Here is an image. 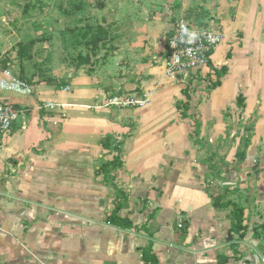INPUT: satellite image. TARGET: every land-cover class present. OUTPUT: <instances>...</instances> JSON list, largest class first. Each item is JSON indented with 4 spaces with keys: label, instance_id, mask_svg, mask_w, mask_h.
I'll return each instance as SVG.
<instances>
[{
    "label": "crops",
    "instance_id": "0c3cea01",
    "mask_svg": "<svg viewBox=\"0 0 264 264\" xmlns=\"http://www.w3.org/2000/svg\"><path fill=\"white\" fill-rule=\"evenodd\" d=\"M205 5L226 39L208 69L182 78L165 72L159 35L171 25L157 28L144 58L120 49L112 67L93 56L74 64L53 29L17 22L23 48L0 69L34 92L0 89L22 112L0 142V264H264V0ZM46 42L63 52L49 59ZM113 93L149 104L105 107ZM230 142L223 166L239 161L238 182L225 186L205 146ZM228 203L243 210L245 230L231 232ZM116 207L127 228L111 219Z\"/></svg>",
    "mask_w": 264,
    "mask_h": 264
},
{
    "label": "rangeland",
    "instance_id": "374dc122",
    "mask_svg": "<svg viewBox=\"0 0 264 264\" xmlns=\"http://www.w3.org/2000/svg\"><path fill=\"white\" fill-rule=\"evenodd\" d=\"M211 1L6 0L3 2L5 5L0 7V16L3 17V14L8 16L6 22L0 18V64L3 66L5 64V53L16 52L17 49L23 48L20 45L23 41L19 34L24 31L20 27L17 28L16 24L25 17L34 19V25L41 31H47V27L58 33L57 38L61 42L65 55L72 59L74 64L85 60L90 61V57L93 56L97 58V62L106 60V64L112 63L114 67L111 58L120 49L126 50V59H129L131 55L144 58L142 50H147L153 43V34L157 33V28L162 24L172 26L178 19L189 17L193 21H204L217 29L215 19L211 17L212 13L205 5ZM168 32L159 35L161 38L165 36L164 47ZM46 35L35 42L48 41L47 38L52 40L54 37L51 33ZM46 44L48 42L41 43L39 49L44 55L49 54V59L53 57L54 52H63L59 46L54 51L52 46L47 49ZM221 78L217 74L214 81ZM209 87L211 86L207 88ZM186 109L187 107L182 110Z\"/></svg>",
    "mask_w": 264,
    "mask_h": 264
},
{
    "label": "built area",
    "instance_id": "2783aa9c",
    "mask_svg": "<svg viewBox=\"0 0 264 264\" xmlns=\"http://www.w3.org/2000/svg\"><path fill=\"white\" fill-rule=\"evenodd\" d=\"M225 39V34L211 25L199 26L193 20L178 19L172 24L166 41L163 57L166 75L182 78L208 69L214 53ZM0 73L2 91L14 92L22 96L33 94V87L11 69H0ZM148 104L149 97L146 94L115 93L107 98L105 107L128 110L140 109ZM56 107L57 105L53 103H46L43 109L53 110ZM21 115L22 112L14 105L6 104L0 99V142L15 129ZM54 124L58 125V122ZM179 227L182 228L183 225Z\"/></svg>",
    "mask_w": 264,
    "mask_h": 264
},
{
    "label": "trees",
    "instance_id": "16d2710c",
    "mask_svg": "<svg viewBox=\"0 0 264 264\" xmlns=\"http://www.w3.org/2000/svg\"><path fill=\"white\" fill-rule=\"evenodd\" d=\"M186 19H189L186 18ZM191 20V19H189ZM196 22L199 26H206L207 24L204 22V21H194ZM228 57H230V55H228ZM5 64H7V62H5ZM5 64H4V67H5ZM228 73V69L226 66L222 67L219 72H216V75L218 74L219 78H221L222 76L226 75ZM220 80L218 79L216 82L212 83L211 87L212 88H216L217 86L220 85ZM239 106L242 107L243 106V99L242 97L239 98ZM188 111L189 110H182V116L183 118H188L189 115H188ZM195 127H198L199 124L198 122L195 120ZM107 172V171H106ZM217 206H220V204H217ZM227 206H233V209H234V213H233V217H232V221H233V228L231 230V232H234V231H243L245 230V228L243 227V210L235 205V204H232V203H228ZM120 210V207H116L115 211L113 212V215H112V220L114 219L116 222L117 225H121L123 228H127L129 226V224L125 223L124 220H120L119 218H117V214ZM150 264H153V263H150Z\"/></svg>",
    "mask_w": 264,
    "mask_h": 264
},
{
    "label": "water",
    "instance_id": "95a60500",
    "mask_svg": "<svg viewBox=\"0 0 264 264\" xmlns=\"http://www.w3.org/2000/svg\"><path fill=\"white\" fill-rule=\"evenodd\" d=\"M5 5V3L0 0V7ZM231 145V142L225 146L224 150H221L217 145L215 146H205L209 153L213 154L215 157V160L213 164L216 166L217 174V180L221 181V183L225 186L234 185L238 182V172L237 167L239 165V161H237L232 168L224 167L223 163L226 160L228 148ZM221 150V151H220ZM177 223L174 225L176 226ZM229 239H232V236L229 235Z\"/></svg>",
    "mask_w": 264,
    "mask_h": 264
}]
</instances>
